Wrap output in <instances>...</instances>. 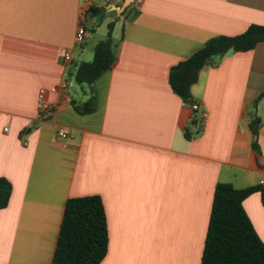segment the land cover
Wrapping results in <instances>:
<instances>
[{
  "label": "crops",
  "instance_id": "crops-1",
  "mask_svg": "<svg viewBox=\"0 0 264 264\" xmlns=\"http://www.w3.org/2000/svg\"><path fill=\"white\" fill-rule=\"evenodd\" d=\"M93 10H105L113 37L121 28L119 60L94 82L96 108L83 115L71 102L87 98L69 71L93 58ZM251 25L264 26V0H94L89 10L84 0H0V178L13 186L0 212V264H52L67 201L87 196L106 212L101 264H200L216 185L264 179V42L202 69L192 94L208 116L191 140L193 110L169 72ZM243 206L264 243L261 195Z\"/></svg>",
  "mask_w": 264,
  "mask_h": 264
},
{
  "label": "trees",
  "instance_id": "trees-1",
  "mask_svg": "<svg viewBox=\"0 0 264 264\" xmlns=\"http://www.w3.org/2000/svg\"><path fill=\"white\" fill-rule=\"evenodd\" d=\"M91 17L102 21L105 10H93ZM113 31L114 23H110L106 39L94 47L92 60L76 62L69 71V77L87 98L81 105L71 102L80 114L94 112L93 84L118 63L119 43ZM262 42L264 26L259 25H251L237 36L210 39L203 48L170 69L169 84L173 93L192 107L195 103L192 87L203 68L217 67L229 52H249ZM198 134L199 115L193 111L185 137L191 140ZM254 134L257 137L256 131ZM253 147L258 151L256 138ZM12 192L11 182L0 178V212L8 207ZM258 193L264 206L263 185L243 189L226 183L216 185L200 264H264V243L243 206L245 200ZM108 250L109 232L102 199L99 196L69 199L52 264H101Z\"/></svg>",
  "mask_w": 264,
  "mask_h": 264
},
{
  "label": "built area",
  "instance_id": "built-area-1",
  "mask_svg": "<svg viewBox=\"0 0 264 264\" xmlns=\"http://www.w3.org/2000/svg\"><path fill=\"white\" fill-rule=\"evenodd\" d=\"M84 3H85V6H86V9L89 10L93 7L94 5V0H84ZM85 15L84 13L82 14L81 16V21H80V24H79V28H78V31H77V34H76V48H80L84 43H85V40H86V36H87V29L85 27ZM73 54L74 52L73 51H68L66 54H65V63L67 65H70L73 61ZM62 87L65 89L68 87V84L67 83H64L62 85ZM53 91H55L56 89L53 88L52 89ZM46 94H47V90L45 89H42L40 92H39V96H38V109H39V113L41 116H45L47 114L50 113L51 111V106L50 104L46 101ZM69 103L71 102L70 99L67 100ZM192 110L197 112L199 114V112H201V116H202V119L203 118H206L208 115L207 113H205L201 106L197 103H194L192 105ZM58 136L62 139H66L68 138V134L61 131L58 133ZM261 185L264 186V179L261 181Z\"/></svg>",
  "mask_w": 264,
  "mask_h": 264
},
{
  "label": "rangeland",
  "instance_id": "rangeland-1",
  "mask_svg": "<svg viewBox=\"0 0 264 264\" xmlns=\"http://www.w3.org/2000/svg\"><path fill=\"white\" fill-rule=\"evenodd\" d=\"M106 17V16H105ZM111 22L110 18H104L102 21L98 20V29H100L98 35L94 36V40L89 44L91 48L95 47L100 41H103L106 39L107 34H108V25ZM121 28L116 30L114 33V38H118L120 34Z\"/></svg>",
  "mask_w": 264,
  "mask_h": 264
},
{
  "label": "water",
  "instance_id": "water-1",
  "mask_svg": "<svg viewBox=\"0 0 264 264\" xmlns=\"http://www.w3.org/2000/svg\"><path fill=\"white\" fill-rule=\"evenodd\" d=\"M199 122L201 123L202 122V116H201V112H199Z\"/></svg>",
  "mask_w": 264,
  "mask_h": 264
}]
</instances>
